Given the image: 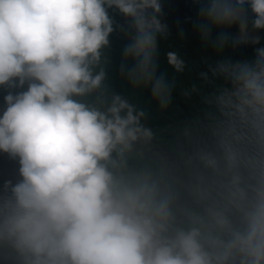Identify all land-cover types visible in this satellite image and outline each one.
<instances>
[{"label": "clouds", "instance_id": "9594fccd", "mask_svg": "<svg viewBox=\"0 0 264 264\" xmlns=\"http://www.w3.org/2000/svg\"><path fill=\"white\" fill-rule=\"evenodd\" d=\"M193 2L203 53L260 44L264 0ZM160 15V0H0V152L19 165L0 184V264H264V46L202 55L179 94L191 114L153 128L188 68L175 51L162 68Z\"/></svg>", "mask_w": 264, "mask_h": 264}, {"label": "trees", "instance_id": "16d2710c", "mask_svg": "<svg viewBox=\"0 0 264 264\" xmlns=\"http://www.w3.org/2000/svg\"><path fill=\"white\" fill-rule=\"evenodd\" d=\"M161 2V15L160 19L162 23H166L168 26L169 35L166 40L161 44V66L167 69L170 74L172 70L168 67L166 63V54L169 51H175L188 62V68L184 73L173 74L176 80V93L173 98V108L165 114H160L156 109V104L153 101L151 103V111L148 114L147 125L153 128L163 127L169 120L166 117L172 115L175 112L176 118H183L188 116L193 111L194 105L198 102V97L193 94L191 99H185L180 97V92L186 86L196 79L197 72L202 69L200 57L203 55L210 61H214L220 58H228L233 61L248 59L254 55V48L259 46H264V29L257 30L256 34L260 36V44L258 45H240L236 49L228 46L224 50L223 57H217L211 49L207 52L202 51L199 45V39L196 37L195 33L192 31V24L199 10V6L193 2V0H160ZM247 7V6H245ZM109 15L114 20L115 25L123 26L125 21L124 18L118 13L109 9ZM249 23L252 19V14L249 12L248 15ZM183 30L184 39L178 38V32ZM223 31L228 35H234L237 32V28L233 26L230 29H217L213 32L212 38L215 39L220 32ZM110 40V58L114 67H118L120 63V51L122 47L128 42L124 37L123 33L119 29L114 30L109 37ZM113 84L117 91L126 92V88L121 86V82L113 77ZM22 89H17L13 91H19ZM7 90L0 87V110L4 107L3 96L6 94ZM145 99H150V90L145 89L144 91ZM136 100L144 104V99L137 96ZM3 180L0 179V184Z\"/></svg>", "mask_w": 264, "mask_h": 264}, {"label": "water", "instance_id": "95a60500", "mask_svg": "<svg viewBox=\"0 0 264 264\" xmlns=\"http://www.w3.org/2000/svg\"><path fill=\"white\" fill-rule=\"evenodd\" d=\"M18 162L8 156L6 153L0 152V179L13 180L18 178Z\"/></svg>", "mask_w": 264, "mask_h": 264}]
</instances>
